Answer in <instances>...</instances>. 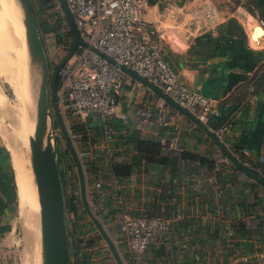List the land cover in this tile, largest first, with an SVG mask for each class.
<instances>
[{"label": "crops", "instance_id": "1", "mask_svg": "<svg viewBox=\"0 0 264 264\" xmlns=\"http://www.w3.org/2000/svg\"><path fill=\"white\" fill-rule=\"evenodd\" d=\"M198 1L148 0L144 17L159 29L164 54L185 85L200 91L202 82L212 77L213 92L218 77L220 89L212 96L218 113L203 122L215 133L224 124L220 140L258 174L257 166L264 168V23L259 22L264 19V0H210L224 20L202 31L190 13ZM230 16L240 22L244 36L228 32ZM136 80L127 73L117 109L106 121L115 129L113 157L102 155L96 137L104 125L93 115L81 122L92 133L96 149L90 160L102 179L101 190L86 201L116 251L86 211L75 179L72 189L83 209L68 212V226L83 223L86 231L80 236L101 237L84 250L89 264H264V184L237 167L194 120ZM14 162L22 224L24 200L34 210L39 201L29 168L16 154ZM11 164L14 170L0 138V223L5 220ZM93 179L90 174L86 178L87 189ZM120 209L174 219L138 254L112 220Z\"/></svg>", "mask_w": 264, "mask_h": 264}, {"label": "built area", "instance_id": "2", "mask_svg": "<svg viewBox=\"0 0 264 264\" xmlns=\"http://www.w3.org/2000/svg\"><path fill=\"white\" fill-rule=\"evenodd\" d=\"M73 14L79 34L85 44L79 43L57 71L59 86L56 98L73 150L78 158L76 163L63 134L64 162L68 172L81 184L80 173L85 185V197L100 191L102 179L93 171L90 158L95 151L92 133L81 122L89 115L104 125L97 135L102 155L113 157L112 145L114 128L106 121L117 109L118 95L127 75L121 67L91 49L96 47L119 63L146 77L159 87L174 102L195 114L201 121L210 114H217L214 98L201 91L189 88L179 80L177 72L166 58L158 37L159 29L144 17L148 0H66ZM59 7L63 10L60 2ZM64 13V11H63ZM191 19L196 22L197 31L209 29L224 20L223 14L210 0H200L190 9ZM264 23L263 18H259ZM65 34L72 41L69 25L65 21ZM137 84L141 81L136 80ZM254 84L251 85L253 89ZM163 101L161 106L163 105ZM83 126V127H82ZM225 125L217 127V136L222 137ZM62 133V131H61ZM258 175L264 178V168L257 166ZM93 175L91 187L87 189L86 178ZM77 185V186H78ZM79 188V187H78ZM76 193V191H74ZM80 201V199H79ZM77 207L82 211L83 207ZM174 215H132L120 209L112 215L120 234L126 239L130 250L142 254L152 238L169 229ZM233 232L229 231L231 235ZM85 241L81 244L83 245ZM78 248V247H77ZM87 246L80 247L81 251ZM79 249V248H78Z\"/></svg>", "mask_w": 264, "mask_h": 264}, {"label": "water", "instance_id": "3", "mask_svg": "<svg viewBox=\"0 0 264 264\" xmlns=\"http://www.w3.org/2000/svg\"><path fill=\"white\" fill-rule=\"evenodd\" d=\"M23 13V23L25 27V39L29 54L30 66L32 72H35V84L36 96H35V125L33 134L29 137V150L31 158V166L34 175V182L36 184L37 196L39 201V219H40V232H41V248H42V258L43 264H71V253L69 246V235H68V225L66 219L65 210V198L64 190L61 182V176L59 171V165L57 160V150L54 148L52 143V132L47 130L45 133L46 126L48 125V120L50 116V103H52L54 115L58 121L62 134L73 153V157L78 163L77 155L75 154L71 142L69 140L67 131L65 129L63 118L58 108L56 100V81H57V71L63 62L72 55V53L77 48L78 44H85L82 40L79 30L73 18V14L68 6L66 0H59L62 5L66 20L69 25V29L72 32L73 41L69 51L57 64V66L50 72L49 64L47 61V56L45 48L39 33L37 26V21L33 11V7L30 0H16ZM227 29L228 32L244 36V31L240 25V22L234 17H228ZM91 49L96 53L100 54L108 61L121 67L125 72L134 76L139 81L145 83L149 87L153 88L159 95L163 97L166 102H169L192 120H194L198 125H200L204 130H206L215 140L220 149L224 154L242 171L247 175L253 177L260 183L264 184V178L258 175L256 172L251 171L245 165H243L234 154L223 144L217 134L210 130L203 121H201L195 114L190 112L185 107L174 102L170 97H168L159 87L154 85L146 77L140 75L139 73L133 71L129 67L119 63L117 60L111 56L103 53L94 46ZM218 77L214 78V83L216 91L211 92L209 90V84L212 77L202 82L200 91L207 96H216L220 86H218L220 80H216ZM221 79V77H220ZM216 80V81H215ZM49 85V86H48ZM81 178V198L82 203L86 211L91 216L95 225L98 227L99 231L107 239L109 245L115 251V247L105 232L101 223L92 213L85 197V185L80 173ZM116 252V251H115ZM120 264L121 261H119Z\"/></svg>", "mask_w": 264, "mask_h": 264}, {"label": "rangeland", "instance_id": "4", "mask_svg": "<svg viewBox=\"0 0 264 264\" xmlns=\"http://www.w3.org/2000/svg\"><path fill=\"white\" fill-rule=\"evenodd\" d=\"M31 1L36 8L35 12L38 19L44 18L50 23V25H52L56 19L61 20V27L58 30V33L62 34L60 40H58V37L56 36V31H47L42 32V35L40 34L51 72L54 65L67 53V38L69 35L67 33L65 34L64 13L58 5V0L48 1L45 6L43 5L44 7L38 5L39 0ZM10 3L12 4V11L16 22H14L15 28L13 27V29H11L12 31L9 30V36L13 38L15 44L11 49V61L4 62L0 66V138L2 143L8 148V159L11 162L12 158L15 169L13 170L11 164V178L6 187V202L3 204L5 205L3 209L5 220L0 223V264H36V261H40L41 256L40 224L37 225L38 236L36 242L33 243L30 248L26 247L25 228L29 225L35 227L37 224L32 220L33 214L36 210L33 208L29 209L27 212L25 210V212H23L21 224L22 211L19 196V183L17 184L18 177L16 181L17 168L14 162V154H16L24 167L27 166V168H29L28 171L32 176L34 197H37L38 199L29 150L30 136L28 126L30 125V105L27 97V88L30 86L33 88L32 102L35 106L34 95L36 96L37 86L35 84L34 76L36 75L35 72H32L30 66L25 39V27L22 20L23 13L16 0H11ZM15 31L18 36L14 35L16 34ZM5 68L10 70L7 69L6 71ZM32 73L34 74L33 78ZM56 100L59 105L58 98H56ZM58 108L60 109L59 106ZM53 114V106L52 103H50V116L47 130L52 132V143L54 148L57 149V146L59 145L57 160L59 162L60 172L65 176L64 171L67 166L64 162L65 155H62L64 141L58 121L57 123L52 124ZM6 140L8 141L10 149ZM65 183L67 187V182ZM66 192L67 191H65V193ZM27 213H30V221L27 218ZM67 214L68 212H66V219Z\"/></svg>", "mask_w": 264, "mask_h": 264}, {"label": "trees", "instance_id": "5", "mask_svg": "<svg viewBox=\"0 0 264 264\" xmlns=\"http://www.w3.org/2000/svg\"><path fill=\"white\" fill-rule=\"evenodd\" d=\"M48 1H50V0H39L38 5H40V7L43 6V5L45 6ZM149 1H151V0H149ZM31 4H32V1H31ZM32 7H33V11H34L35 18H36V21H37V26H38V29H39V33L42 35V32L56 31L57 32L56 36L58 37V40H60V38L62 37V34H59L58 30L61 27V20L56 19L52 23V25H50V23L46 19H44V18H39L38 19L37 15H36V12H35L36 8H35V6L33 4H32ZM63 18H64V22H65L66 21L65 14H64ZM69 34L71 35L72 41H73V36H72L71 30H69ZM72 41H71V43H70V45L68 47V51H69V49H70V47L72 45ZM61 59L54 65L53 69L57 66V64L61 61ZM53 69H52V71H53ZM58 86H59V81L57 80L56 81V85H55V89L56 90H57ZM55 123H57V119H56L55 115L53 114L52 124H55ZM58 146H57V149H56L57 153H58ZM60 153H61V151H60ZM58 165H59V162H58ZM66 168H68V167H66ZM92 170L96 171V168L92 167ZM112 170H113V172H117V168L116 167H114ZM59 171H60V168H59ZM64 172H65V176L61 172H60V176H61V182H62L63 189H64L65 210H66V212L73 211L74 213H76L77 207L80 206V201H79L78 194L75 193L74 190L72 189V184H74V181H72L71 178H72L73 175H71L67 170H65ZM65 182H67V187H66V183ZM68 183L70 184V188L68 187ZM65 191H67V192L65 193ZM92 194L94 196H96L95 193H92ZM84 225H86V224H83V223L82 224H75V225H73V228L69 227L70 224L68 226L69 246H70V253H71V264H89L88 255L85 254L84 251H83V253L81 255L79 254V251L81 250L80 247H82L83 245L87 246V245L95 244L99 240V235H94L92 237H89L88 239H85L83 236H80L81 234H84L85 231H86L84 229ZM110 229H111V231H113V228L111 226H110ZM83 241H85V243L82 245L81 243ZM75 248H76V251H75ZM80 256H82V258H80Z\"/></svg>", "mask_w": 264, "mask_h": 264}, {"label": "bare ground", "instance_id": "6", "mask_svg": "<svg viewBox=\"0 0 264 264\" xmlns=\"http://www.w3.org/2000/svg\"><path fill=\"white\" fill-rule=\"evenodd\" d=\"M11 0H0V66L4 62L11 61V49L12 46H14V41L13 38L10 37V31L13 29L15 18L13 15L12 11V4L10 3ZM8 3V4H7ZM7 4V5H6ZM260 27V26H259ZM12 31V30H11ZM14 31V30H13ZM16 33V31H15ZM16 36V34H14ZM17 42V41H16ZM17 53V50H16ZM8 68H5L7 71ZM10 70V69H8ZM34 73V72H33ZM32 73V78L34 74ZM35 79V76H34ZM27 97H28V102L30 105L29 108V114H30V125L28 126V131H29V136L33 134L34 131V125H35V106L33 105L32 99H33V88L28 86L27 88ZM34 100H35V95H34ZM32 103V104H31ZM47 132V126L45 129V133ZM25 204V210L26 212L31 209V206H28V203L24 200ZM40 207V206H39ZM39 208L36 210V212L33 214L32 220L33 222H36L37 224L35 227L32 225H29L28 227L25 228L26 233H25V244L26 247L30 248L33 243L36 242L38 233H37V225L40 224V219H39ZM27 218L30 221V213H27ZM40 246H41V232H40ZM36 264H43V258H42V248H41V256H40V261H36Z\"/></svg>", "mask_w": 264, "mask_h": 264}]
</instances>
